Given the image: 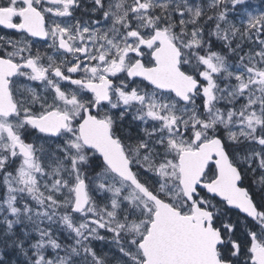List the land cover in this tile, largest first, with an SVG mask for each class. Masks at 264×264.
Listing matches in <instances>:
<instances>
[{"label":"snow or ice","instance_id":"obj_1","mask_svg":"<svg viewBox=\"0 0 264 264\" xmlns=\"http://www.w3.org/2000/svg\"><path fill=\"white\" fill-rule=\"evenodd\" d=\"M0 264H264V0H0Z\"/></svg>","mask_w":264,"mask_h":264},{"label":"rangeland","instance_id":"obj_2","mask_svg":"<svg viewBox=\"0 0 264 264\" xmlns=\"http://www.w3.org/2000/svg\"><path fill=\"white\" fill-rule=\"evenodd\" d=\"M253 2H255V3H258V2H259V0H253Z\"/></svg>","mask_w":264,"mask_h":264}]
</instances>
